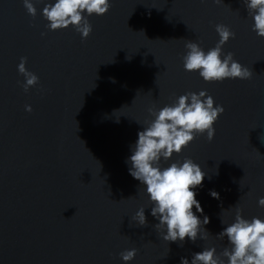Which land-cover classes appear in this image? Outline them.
<instances>
[{
	"label": "water",
	"instance_id": "obj_1",
	"mask_svg": "<svg viewBox=\"0 0 264 264\" xmlns=\"http://www.w3.org/2000/svg\"><path fill=\"white\" fill-rule=\"evenodd\" d=\"M33 3L35 16L23 0H0V264H179L225 246L216 234L236 203L246 217L264 216V36L244 0H111L88 16L83 38L72 25L47 28L44 0ZM217 23L235 32L223 49L250 78L205 81L184 68L186 41L215 46ZM21 56L39 76L27 91ZM201 88L224 107L214 137L198 134L170 159L189 156L205 171L198 215L209 216L210 233L166 241L125 158L149 106ZM141 206L143 225L133 219ZM130 247L125 262L119 253Z\"/></svg>",
	"mask_w": 264,
	"mask_h": 264
},
{
	"label": "clouds",
	"instance_id": "obj_2",
	"mask_svg": "<svg viewBox=\"0 0 264 264\" xmlns=\"http://www.w3.org/2000/svg\"><path fill=\"white\" fill-rule=\"evenodd\" d=\"M244 3L252 19L251 28L258 36H264V0H244ZM23 4L35 16L33 0H23ZM110 6L111 0H44L41 13L47 28L55 30L72 25L83 38L92 30L88 16L104 14ZM215 28L219 34L215 46L205 49L196 40L186 41L184 68L197 71L205 81L250 78L252 72L248 66L235 59L232 51L223 49L235 32L223 23H217ZM26 60L27 57L21 56L17 69L24 76L22 86L27 91L38 82L39 76L26 67ZM24 107L26 111L32 110L31 104ZM223 111V105L216 103L207 89L185 91L171 103L149 106L151 118L138 129L136 140L130 145V154L125 158L128 172L143 186L151 201L150 212L157 220L155 228L166 241H183L185 237L195 241L198 235L204 239L210 233L205 228L209 216L198 215L204 210L197 199V186H202L205 171L189 156L170 158L198 134L206 132L211 140L215 134L214 122ZM209 191L213 197H219L216 190ZM258 204L264 206V196L258 198ZM234 208V218L230 222L221 218L225 226L216 234L227 238L225 246L220 250L215 244L205 246L193 252L190 259L182 256L179 264H264V216L246 217L237 203ZM133 219L140 225L147 222L143 206L136 210ZM136 252L135 247H130L119 255L127 262Z\"/></svg>",
	"mask_w": 264,
	"mask_h": 264
}]
</instances>
